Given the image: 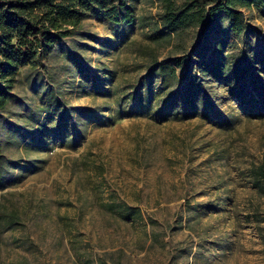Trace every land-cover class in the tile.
I'll use <instances>...</instances> for the list:
<instances>
[{"label":"rangeland","instance_id":"1","mask_svg":"<svg viewBox=\"0 0 264 264\" xmlns=\"http://www.w3.org/2000/svg\"><path fill=\"white\" fill-rule=\"evenodd\" d=\"M125 2L131 23L87 14L9 90L0 264H264V190L249 177L264 162V116H247L211 77L213 108H184L194 64L176 69L177 112L162 110L167 95L152 112L137 99L157 87L156 62L205 60L220 39L235 62L254 56L264 78V8L240 9L244 35L223 18L202 35L191 26L167 37L160 0Z\"/></svg>","mask_w":264,"mask_h":264},{"label":"trees","instance_id":"2","mask_svg":"<svg viewBox=\"0 0 264 264\" xmlns=\"http://www.w3.org/2000/svg\"><path fill=\"white\" fill-rule=\"evenodd\" d=\"M160 2L163 8L162 25L166 29L161 34L167 37L191 26L201 27L202 35L223 18H226L227 27L234 36L244 35L248 25L240 9L264 8V0H217L210 6L199 0ZM89 13L105 14L117 23L133 21L132 8L126 5L125 0H0V109L9 99V90L20 68L40 64L56 43L69 33V27L79 24ZM201 41L202 37L192 46V50ZM236 58L227 40L220 39L214 42L205 60L192 61L189 54H183L174 58V64L156 62L150 75L154 73L158 77L157 87L153 91L148 83L145 94H139L137 99L145 110L152 112L158 106V103L153 104V100L157 101L167 95L162 110L170 105L174 109L172 113L177 112V97L183 87H177L179 80L176 69L185 65L188 73L190 65L194 64L197 67L196 73L191 75L188 82L191 89L185 86L184 108L195 110L199 105L213 108V101L208 98L204 86V80L211 77L220 82L221 87L226 88L230 95L240 100L247 116L262 117L264 78L254 74V56L242 59V63L235 62ZM213 113L222 117L217 109ZM249 177L254 187L264 190V162L250 168ZM118 211L124 219L139 216L137 209L132 207H119Z\"/></svg>","mask_w":264,"mask_h":264}]
</instances>
